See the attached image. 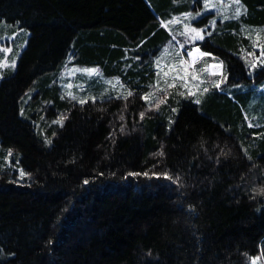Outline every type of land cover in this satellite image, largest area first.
<instances>
[{
    "label": "trees",
    "instance_id": "trees-1",
    "mask_svg": "<svg viewBox=\"0 0 264 264\" xmlns=\"http://www.w3.org/2000/svg\"><path fill=\"white\" fill-rule=\"evenodd\" d=\"M203 1L197 0L199 7ZM245 2L242 17L226 21L203 43L223 59L233 82L252 80L243 57L252 34H244L243 21L264 23V0ZM189 5L0 0V24L7 20L31 32L16 72L0 81L1 152L14 151L25 170L23 177L0 171V264H246L255 254L264 258V156L248 139L257 129L238 111L232 120L225 95L213 101H227V115L189 94L142 98L157 77L153 54L171 38L160 15L196 8ZM70 54L75 63L100 64L118 75L132 95L62 102V125L56 117L32 119L34 109L23 99L36 83L46 85Z\"/></svg>",
    "mask_w": 264,
    "mask_h": 264
},
{
    "label": "rangeland",
    "instance_id": "rangeland-1",
    "mask_svg": "<svg viewBox=\"0 0 264 264\" xmlns=\"http://www.w3.org/2000/svg\"><path fill=\"white\" fill-rule=\"evenodd\" d=\"M175 1H182L196 8L182 12L183 9L178 10L175 6L176 8H170L165 15H160L171 38L161 44V50L157 52V55L153 54L154 70L157 77L150 92L144 96H148L149 100L154 99L161 89L167 93V98L171 94L181 98L187 97L189 94L202 104L208 106L212 104L217 113L227 115L224 109L227 108L228 102L224 100L219 104L213 101L214 95L223 99L225 95L231 99L233 104L230 113L232 120L237 119V116L234 115H237L238 111L248 126L251 124L252 128L257 129L249 133L248 139L256 142L258 155L264 156V63L261 62L264 61V57L261 56V49L264 47V23L257 25L243 21L244 34H252L249 39V47L246 43L243 44V57L250 69L249 74L252 80L233 82L227 80L223 59L213 51L206 50L203 43L209 39L212 42L219 28H226L227 22L235 21L246 13L245 0H239V4H236L234 0H204L202 7H199L197 0ZM237 8L240 9V15L235 17L234 12ZM210 13L212 15L203 20ZM191 28L203 29L204 39L192 41L190 37L193 33L189 31ZM232 30L237 31L236 28ZM257 34H259V39H257ZM30 35V30L26 28H21L7 20L1 22L0 49L10 48L11 51L7 54L0 51V63L6 59L7 64L11 65L15 60V67H0V81L16 72L20 57L28 46ZM196 48H199V52L195 51ZM189 51L192 52V56L187 54ZM74 60L75 58L70 54L63 61L62 66L50 74L46 85L40 87L36 83L27 93L28 97H25L23 101L31 109H34L31 115L32 119L37 116L39 121L48 122L56 117L54 121L63 123L64 106H62V102L124 96L134 90L125 88L124 82L118 75H108L102 65L85 66L75 63ZM253 64L255 67L252 66ZM86 69H95L96 74L82 71ZM216 82L220 83L219 88L214 86ZM69 84H71V88L68 87ZM169 84L174 86L168 87ZM205 88L208 89L207 92L203 91ZM69 93L76 99H72ZM36 94L38 95L36 96ZM24 112L22 109V115H25ZM36 113H42L43 116L40 115L39 118ZM44 127L42 128L43 135H46L47 130ZM47 127L49 128V125ZM47 140L50 141V138ZM1 150L0 147V171L10 169L19 174L21 171L25 172L19 156L14 151L4 149L5 152L2 154ZM3 253L0 245V260L3 258ZM246 264H264V258L260 253L255 254Z\"/></svg>",
    "mask_w": 264,
    "mask_h": 264
},
{
    "label": "snow or ice",
    "instance_id": "snow-or-ice-1",
    "mask_svg": "<svg viewBox=\"0 0 264 264\" xmlns=\"http://www.w3.org/2000/svg\"><path fill=\"white\" fill-rule=\"evenodd\" d=\"M234 2L236 3V4H239V0H234ZM240 15V9L239 8H237L236 10H235V12H234V16L235 17H238ZM172 22H175V21H172ZM186 28L188 27L187 25L185 26ZM189 31L191 32V33H193V35L190 37V39L192 40V41H195V40H203L204 39V36L202 35V33H203V29H201V30H197V29H195V28H191V29H189ZM183 34V33H182ZM257 39H259V34H257ZM0 51H3L5 54H7L8 52H10L11 51V49L10 48H8V49H0ZM195 51L196 52H199V48H196L195 49ZM189 56H192V52L191 51H189L188 53H187ZM261 56L262 57H264V47H262V49H261ZM262 63H264V61H261ZM12 67V68H14L15 67V60H13V62H12V64L11 65H8L7 64V62H6V59H5V61L3 62V63H0V67ZM253 67H255V64H253L252 65ZM82 71H85V72H88V73H90V74H96V70L95 69H86V70H82ZM165 75H167V74H165ZM194 79H195V77H193ZM174 85H172V84H169L168 85V87H173ZM215 87H217V88H219L220 87V83L219 82H216L215 83V85H214ZM68 87L69 88H71V84H69L68 85ZM161 91H164V89H161ZM203 91H205V92H207L208 91V89H203ZM69 95L72 97V99H76V97L75 96H72V94L71 93H69ZM128 95L129 96H131L132 95V93L131 92H129L128 93ZM124 99H127V97H123ZM143 99H145L146 101L148 100V96H144V97H142ZM93 99V102H95V98H92ZM87 102V100H80L79 101V103H86ZM164 101H162V100H160V101H157V103L155 104V107H159V104L160 103H163ZM200 101L199 100H197L196 101V103L198 104ZM149 110H151V108L153 107V105L152 104H149ZM173 111H175V110H173ZM140 117H141V119L144 117V113L142 112V113H140ZM121 119H123V117H121ZM55 123H61V125H62V121H55ZM250 127L252 126L251 124L249 125ZM49 143H51V141H48ZM160 155H163V152H161V153H159ZM9 155H11V152H9ZM25 175V173H23V171H21L20 172V176L21 177H23ZM145 175H147V173H145ZM165 178H168V177H165ZM84 183L85 184H87L88 183V181L86 180V181H84Z\"/></svg>",
    "mask_w": 264,
    "mask_h": 264
},
{
    "label": "bare ground",
    "instance_id": "bare-ground-1",
    "mask_svg": "<svg viewBox=\"0 0 264 264\" xmlns=\"http://www.w3.org/2000/svg\"><path fill=\"white\" fill-rule=\"evenodd\" d=\"M132 58V57H131ZM133 58H135V57H133Z\"/></svg>",
    "mask_w": 264,
    "mask_h": 264
}]
</instances>
